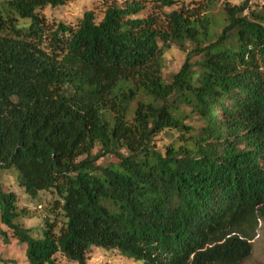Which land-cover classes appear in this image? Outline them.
Here are the masks:
<instances>
[{
	"label": "trees",
	"instance_id": "trees-1",
	"mask_svg": "<svg viewBox=\"0 0 264 264\" xmlns=\"http://www.w3.org/2000/svg\"><path fill=\"white\" fill-rule=\"evenodd\" d=\"M218 1H113L75 24L43 13L67 0L0 6V171L31 197L55 192L61 215L36 236L0 182L4 242L26 244L29 264H89L93 248L139 264L250 257L264 223V11ZM172 46L187 57L167 80Z\"/></svg>",
	"mask_w": 264,
	"mask_h": 264
},
{
	"label": "rangeland",
	"instance_id": "rangeland-1",
	"mask_svg": "<svg viewBox=\"0 0 264 264\" xmlns=\"http://www.w3.org/2000/svg\"><path fill=\"white\" fill-rule=\"evenodd\" d=\"M113 1L122 2L123 0H67L64 6L58 8H46L43 13L49 21H63L69 24H75L83 16L87 10H94L100 20L105 12L108 4ZM191 0H180V2L187 3ZM250 2L251 8L264 11V0H219L215 7L216 12H219L224 3H231L240 5L243 2ZM5 0H0V6L5 4ZM169 11V9H166ZM186 53L172 46L165 53V67L163 75L165 79L170 80L172 74L179 71L186 60ZM195 126H200L202 122L192 121ZM173 138L170 132L162 133L159 136V145L168 142ZM99 147L94 149L97 153ZM116 161L113 156H106L99 160V163L108 164ZM0 182L3 188L7 191H13L18 197L19 210L25 209L26 215L18 219L22 225L28 228H33V233L37 236L41 234V229L47 219H54L59 212L54 207V201L57 195L53 191H41L38 196L31 197L25 189L19 185L18 172L11 168L0 171ZM62 224V223H61ZM6 227L1 222L0 216V264H29L26 256V244L19 242L15 238H11L9 243H5L2 235V230ZM253 249L252 254L242 264H264V223L260 222L258 230L254 239L252 240ZM57 260L59 264H77L75 262L67 261L61 255H58ZM89 264H139L131 259L122 257L117 252H108L101 249L93 248L88 253Z\"/></svg>",
	"mask_w": 264,
	"mask_h": 264
}]
</instances>
